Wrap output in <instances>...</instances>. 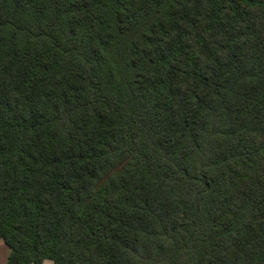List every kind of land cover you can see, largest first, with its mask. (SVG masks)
Returning a JSON list of instances; mask_svg holds the SVG:
<instances>
[{"label": "trees", "instance_id": "16d2710c", "mask_svg": "<svg viewBox=\"0 0 264 264\" xmlns=\"http://www.w3.org/2000/svg\"><path fill=\"white\" fill-rule=\"evenodd\" d=\"M6 264H264V0H0Z\"/></svg>", "mask_w": 264, "mask_h": 264}, {"label": "crops", "instance_id": "0c3cea01", "mask_svg": "<svg viewBox=\"0 0 264 264\" xmlns=\"http://www.w3.org/2000/svg\"><path fill=\"white\" fill-rule=\"evenodd\" d=\"M10 254V247L6 244L4 240L0 241V264H6L8 256ZM43 264H53V261L47 259Z\"/></svg>", "mask_w": 264, "mask_h": 264}]
</instances>
